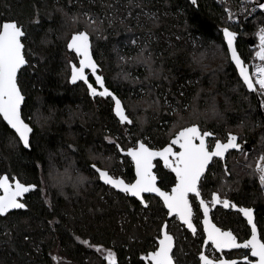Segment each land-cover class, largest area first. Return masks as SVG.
<instances>
[{
    "label": "trees",
    "instance_id": "1",
    "mask_svg": "<svg viewBox=\"0 0 264 264\" xmlns=\"http://www.w3.org/2000/svg\"><path fill=\"white\" fill-rule=\"evenodd\" d=\"M235 2L196 0V4H193L191 0H0V17L16 19L23 25L27 31L25 45L28 54L32 48L39 56L35 61L31 57V67H26L19 74L26 95L24 111L31 118L34 129L30 138L31 148H24L17 137L14 139V131L10 127L5 128L6 122L0 119V173L10 172L23 182L37 185L32 196L33 202L26 213L28 215L20 219L24 220L19 222L21 226L14 227L11 219L7 225L0 221V264H52L50 254L55 251L67 258L66 264H105L104 258L94 259L93 255L97 251L76 240L77 235L81 240L87 239L92 244L114 249L118 264H146L141 255L147 250L150 238L166 213L161 201L158 197L150 196L147 199L149 207L145 208L137 199L126 194L116 190L111 193L91 167L92 163L102 167L97 155L104 147L109 148V142L104 141L103 134H116L117 143L124 147L129 138L122 128L134 122L120 123L112 110L110 98L101 97L107 103L96 107L94 101L98 96L92 97L83 82L71 84L69 81V58L76 59V55L67 48V38L64 36H69L73 30L86 28L91 34L93 54L101 71L103 57L111 55L113 44L127 40L125 35L117 38L118 23L113 27L108 19L104 22L106 36L99 41L87 27L81 24L69 26L74 15L83 17L84 12H100L104 15L103 7L110 3H116L117 9L125 13L131 9L132 16L137 12L142 14L144 10L158 13V24L148 18H144L147 19L145 23H137L131 18L126 28L134 31L129 37L141 34L146 29L147 33L151 31L152 36L147 35L146 40L156 50L155 62L163 65L168 75L167 84L176 93L172 97L178 102L183 101L191 108L196 97L206 107L215 103L229 109L234 107L232 109L236 111L237 118L233 120L238 119L237 113L240 112L253 114L252 128L240 137L248 141L252 139L254 149L247 157L243 154L234 155V173L239 175L240 171L244 172L243 197L257 207L264 222V196L256 176L252 174L257 155L264 150V121L254 93L249 92L239 78L223 40L224 27L239 32L237 48L244 61L250 63L254 50L249 47L247 39L264 24V11L260 10L253 18H241L239 23L232 24L227 21L225 8ZM104 9L109 12V8ZM167 38L168 42H163ZM220 54L225 57H220ZM104 77L106 85L124 104L127 98L132 97L131 87L110 83ZM90 81L94 82V78H90ZM155 83L157 88L159 82ZM132 92L135 95V91ZM80 106L86 113L83 118L77 112ZM127 113L132 118L129 111ZM34 115L42 121L40 124ZM163 116L167 119L170 115ZM215 122L210 125L215 126ZM164 125L167 126L156 120L143 133L147 131L155 136V131H162ZM167 140L147 142L156 147L162 146ZM104 156L107 157V154ZM120 156L121 153H117L114 165L121 170L123 164L119 162ZM127 163L123 175L131 180L135 175L134 167L131 161ZM66 169L69 175L59 177ZM156 169L164 177L165 183L169 178L171 182L173 174L164 169L161 163ZM89 171L96 176L93 175V178L91 175L92 180L80 182V172ZM212 173L210 171L208 176V184L211 185L216 179ZM65 178H69L68 196H64L59 184L55 187L56 181ZM75 181H79L78 185ZM46 196H53L52 210L47 205ZM55 218L56 222L49 224ZM5 226L11 230V239L5 235ZM23 235H28L30 240L24 241Z\"/></svg>",
    "mask_w": 264,
    "mask_h": 264
},
{
    "label": "snow or ice",
    "instance_id": "2",
    "mask_svg": "<svg viewBox=\"0 0 264 264\" xmlns=\"http://www.w3.org/2000/svg\"><path fill=\"white\" fill-rule=\"evenodd\" d=\"M191 2L196 4V0H191ZM107 7L112 8L113 5L109 4ZM257 7L264 9V3H259ZM82 15L89 26H96L94 30L97 32L101 30L100 25L103 21L99 19L98 14L84 12ZM143 15L154 24L160 22L157 12L144 11ZM232 18L229 12V19ZM77 19V16H73V20ZM137 20H139V14ZM108 23L111 24L112 21L109 19ZM151 34L149 30V35ZM90 35L88 30H77L71 34L67 42V48L79 57L78 65L69 61L70 80L73 84L77 81L83 82L92 97L110 98L114 104L112 110L120 123L133 124V120L126 114V106L121 98L111 92L105 86L104 77L97 74L99 65L93 58ZM255 35L259 41L255 56L262 63L254 67L256 73L254 80L249 67L237 50L238 33L228 27L223 28V40L226 41L230 59L234 62L235 70H238L243 84L249 90H258L264 94V26L259 27ZM26 39L27 31L18 20L0 17V119L6 122L5 128L10 126V129L14 130V139L18 137V142L27 149L31 147L30 134L34 129L31 126V118L24 111L26 97L19 78V74L26 67H31L30 56L25 45ZM148 48L149 43L145 41V48L141 49L139 54L143 59L138 62L144 63L149 72H152L154 63L152 53L149 51L148 55L144 56ZM89 72L95 77L94 82L89 81ZM158 102V99L152 101L154 104ZM261 103L264 104V101ZM173 112L177 116V123L183 120L178 109H173ZM238 135V133L228 132L226 139L221 140L213 131L203 130L200 123L189 122L186 125L181 124L176 131L171 132L169 139L161 147L150 146L149 142L143 138L134 139L132 146L127 148L121 147L118 143L115 144L119 152L130 157L131 162L134 163L135 175L131 180L126 179L124 175L111 174L109 170L101 169L96 164H92L91 167L98 173V178L104 184L129 197L137 198L145 208L149 207L145 195L155 194L161 201L162 208L166 210L167 217L182 222V226H186L194 236L198 231L202 232L203 247L205 249L211 247L213 253H218V255L201 250L198 253V264H238L237 259L228 258L230 253H226L225 250L240 249L246 250L252 257L250 259L249 254L244 255L242 259L245 264H264V231L258 229L254 209L233 202L219 190L210 192V200H206L203 195V189L209 182V172L217 159L226 160L229 150H239L247 157L248 153L238 142ZM160 161L164 169L174 174L170 185H165L164 177L158 175V170H154ZM248 166L252 167V165ZM224 172L228 173L226 163ZM252 174L257 176L261 186H264V153L257 157ZM212 175L214 176L215 173ZM36 188V184L22 182L10 172L0 174V217L6 219L13 210L29 209L25 197ZM218 205H222L224 209H234L237 215L246 218V225L250 226L247 239L241 240L232 229H225L213 222L210 212ZM52 223L54 221H49V224ZM201 223L202 229L199 227ZM5 227V235L11 239V230ZM23 239L29 241L30 237L23 235ZM75 239L101 253L106 264H118L117 254L111 248H105L102 244H92L87 239L81 240L78 235ZM174 246L175 236L170 231L169 221L163 219L158 226L153 250L148 251L143 259L148 261V264H178L175 259ZM53 259L58 260L59 257H53Z\"/></svg>",
    "mask_w": 264,
    "mask_h": 264
},
{
    "label": "rangeland",
    "instance_id": "3",
    "mask_svg": "<svg viewBox=\"0 0 264 264\" xmlns=\"http://www.w3.org/2000/svg\"><path fill=\"white\" fill-rule=\"evenodd\" d=\"M110 4L113 5V7L109 8L108 15H105V13H107V9H104V8H108L107 5L103 7L104 15H101L100 12L97 13L99 19L103 21V23L100 25L101 30L99 32L94 30L96 28L95 25L89 26L87 24V20L84 16L81 17L79 15H74L77 16L78 19L73 20L72 17L70 19L71 24L69 26L81 24L87 27L91 32H93V34H95L96 40L99 41L105 38L106 36L104 30V22L106 19L108 20L110 19L113 23L112 24L113 27H115V23H118V25L116 26L117 38H120L121 35H125V38L127 39L125 40L124 43L113 44V46L111 47L112 48L111 55L109 56L105 55V57H103L104 64L102 67V71L100 69V72H102L107 77L110 83L120 86L131 87L130 91L132 97L129 99L127 98L125 104L127 111H129L130 115L133 118L134 124L130 126H124L122 128L125 136L129 138L127 140V143L124 144V148L132 146L133 140L134 138H136V136L138 138H143L151 143L162 142L163 140L169 139L171 132L176 131L181 124L186 125L189 122L200 123L203 130H212L213 132L216 133L217 138L220 139L226 138L228 132L238 133L240 134L239 136H243L247 129L252 128L251 126V122H252L251 119L253 118L252 113L244 114L239 111L240 114L237 113L238 119L233 120L236 117V111L232 109L234 107H231L229 109V107L222 106L218 103L211 104V106L206 107L199 102V99H196V97H194V103H192L190 108L188 104L187 107H185V103L183 101L178 102L177 99L173 98L172 95L176 93L172 88H170L171 85L167 84L169 83L168 82L169 80L167 79L168 75H166L163 65L161 63L159 64L155 62V57L157 52L154 48H152L153 46L152 44H150V42H148L149 48L147 51L144 52V56L146 57L149 51L152 53V59L154 61V63L152 64V72H149L148 68L144 63L138 62L139 60L143 59V57H140L139 54L141 52V49L145 48V41H147L146 37L147 35H149V33H147V29L143 31V33L141 34L136 33V35H132L131 37L128 36L131 32L134 33V31H130L126 28V24L129 22V19L134 18L137 21V23L140 22L145 23L147 19L144 18L147 17H145L143 13L141 14L139 12H137L135 15L132 16L133 11L131 9L128 10L127 13H125L124 11H119L117 9L118 7L116 6V3H110ZM234 5L235 3H233L232 6ZM232 6H228V7H232ZM129 12H131V15H129ZM138 14H139V20H137ZM140 15L141 16L143 15V17H140ZM226 17H227V21L230 22L228 13L226 14ZM66 27H67V23L65 24V28ZM84 30L87 29L84 28ZM75 31L77 30H73L69 36L68 35L64 36V38H67V42L71 37V34ZM150 36H152V34ZM108 38L109 37L107 35L106 40H108ZM168 39L169 38L163 40V42L164 41L168 42ZM159 40H161V38ZM133 41H136V43H133ZM101 53L104 54L102 50ZM29 56L30 58L34 57L33 61L39 58V56L35 53L34 50H32V48L29 49ZM220 57L223 58L225 56L223 54H220ZM69 59H71V61H75L78 60V57L76 56V59L73 58H69ZM253 60H254V52L250 62ZM69 70L71 72L70 64H69ZM163 80L166 83L163 82ZM155 82H159L157 88L155 87L156 84ZM132 90L135 91V95H133L134 92H132ZM157 95H162V97H159ZM157 99L159 101L158 103L155 104L152 103V101ZM105 103H107V101L105 99L103 100L101 97L97 98L94 101L96 107H100V105H104ZM80 105L82 104L80 103ZM207 105H210V103H208ZM223 107L225 108L223 109ZM173 109L179 110V115L183 117V120L177 123V116L173 112ZM77 112L81 118L85 117L86 115L84 109H82L81 106L77 109ZM165 114H168L170 116L166 119V116H163ZM34 117L36 120L38 119L37 115H34ZM89 118L92 119V116L89 115ZM73 120L75 119H72V121ZM156 120L158 123L167 124V126L164 125L162 131L160 132L155 131L154 133L155 136H152L151 132L147 133L146 131V133H143L145 132V130H147L148 126H150V124ZM214 120H216V122ZM37 122L38 124H40L42 121L38 119ZM211 122H215V126L210 125L212 124ZM103 136H104V141L109 142L107 143L109 144L108 145L109 148H107V146L104 147L97 155V159L102 161V164L100 165L104 168L110 169L112 171L111 173L114 175H123V173L126 171L125 165L128 164L127 162L131 161V158L128 157L127 160L125 155H122L121 153V156L119 157V162L123 164V167L121 170L116 168L114 165V161L117 156V153H120L117 150V148L114 146L115 144H117V140H118L117 135L111 132H106L103 134ZM11 140L14 142L12 138ZM261 153H264V150L259 152L257 157ZM105 154H107V157L104 156ZM220 164H221V159H218L213 164V166H217L218 168L213 166L211 168V173L213 171V173H215L214 177H216V179H214L212 183V188L214 190L222 191L225 188V186H227V184L224 179L225 177V175H223L224 172H221L222 167L219 169ZM254 166L252 167V170L254 169ZM55 168L57 167H54V169ZM55 171H57V169ZM0 174H2V172ZM59 175H60L59 177L61 178L67 177L69 175V172L66 169L62 171ZM91 175L93 177L94 174H92L90 171L89 173L80 172V175H78V179L80 180V182H82L83 180L87 182L90 179L92 180ZM95 176L96 175H94V177ZM256 178L259 182L257 176ZM67 179L69 180V178H65L62 181H56V186H55L57 188L58 184L60 185L61 189H63L64 196H68V191H69L68 190L69 181H67ZM74 183L78 185L77 183H79V181H75ZM79 185H82V183H80ZM107 187L110 188L109 191L111 193H113V190H115L109 185H107ZM47 189L48 188L42 191L43 194L46 193ZM262 193H263V189H262ZM49 197L50 196L45 197V200L48 204L50 203ZM52 221L56 222V218L52 219ZM105 248H111V247H105ZM112 250L114 251V249ZM93 257H95L94 259L96 260H101V258L102 259L104 258V256L99 252L95 253V256L93 255Z\"/></svg>",
    "mask_w": 264,
    "mask_h": 264
},
{
    "label": "flooded vegetation",
    "instance_id": "4",
    "mask_svg": "<svg viewBox=\"0 0 264 264\" xmlns=\"http://www.w3.org/2000/svg\"><path fill=\"white\" fill-rule=\"evenodd\" d=\"M100 72V69H99ZM101 73V72H100ZM90 78L92 75H90ZM227 137V136H226ZM226 138L222 139L225 140ZM248 141L245 138L239 137L238 142L242 144V147H244L245 151L249 154L253 152V145L251 141V145H245V142ZM151 146V145H150ZM163 146V145H162ZM155 147V146H153ZM161 147V146H156ZM235 154H242L239 150H230L229 153L226 156V160H221V164L219 165L222 167V171L224 172V165L227 164L228 173H225L224 179L227 184L225 188L221 191L222 194L227 195V197L232 200L235 203H238L242 206L246 207H252L254 209L255 218L257 221L258 229L261 231H264V222L259 216V211L255 205H252L251 203L247 202L243 197V183L245 182V176L244 172L240 171L241 174L237 175L234 173V155ZM159 163L162 164V161ZM133 164V162H132ZM158 166V164H157ZM157 170V169H154ZM4 173V172H3ZM2 173V174H3ZM14 175V174H13ZM159 175V173H158ZM16 176V175H15ZM174 176V174H173ZM17 177V176H16ZM18 178V177H17ZM23 182V181H22ZM25 183H33V182H25ZM165 185H170V178L167 179ZM261 185V184H260ZM263 189V187L261 186ZM167 190V189H166ZM36 190H32L31 193L26 194V201L29 205L31 202H33L32 199H34L32 196H34ZM216 191L212 188L211 183L207 184L206 187L203 189V195L206 200H210V192ZM43 193V192H42ZM264 194V192H263ZM150 196H155L154 194H146L145 199L147 200ZM156 197V196H155ZM45 198V197H44ZM50 203L47 205L52 210L53 207V196H50ZM137 199V198H135ZM138 200V199H137ZM28 209L25 210H13L12 214L8 216L6 219L4 217H0V221H4V225H7L10 222V219L13 220L15 225L21 226L19 222H22L28 214H26ZM210 215L213 219V221L218 225L222 226L225 229H232L237 236L243 240L247 239L250 234V226L246 225V218H243L242 215H237L236 211L234 209H224L222 205H218L216 208L212 209L210 212ZM57 217V215H55ZM163 219H167L169 221V228L170 231L175 236V246H174V253H175V259L178 261V264H198V253L201 250H205L207 253H212L213 255H218V253H213L211 247L204 248L202 245V232L198 231L197 235H192L190 230H187L186 226H182V222H179L178 220H174L171 217H167L165 213V217ZM202 221V215L200 217ZM199 227L202 229V223L199 225ZM157 230L154 232L152 238H150L149 245L146 251H144L141 255L142 260L148 264V261L144 260V255L148 252L153 250V245L155 243V238L157 236ZM226 253H230L228 258L231 259H237L238 264H245L242 257L246 254H249L246 252V250L240 249V250H225ZM50 261L54 262V264H66L67 258L59 254L58 251H55L53 254H50ZM53 257H59L58 260L53 259ZM249 258L252 259V257L249 254ZM106 264V263H105Z\"/></svg>",
    "mask_w": 264,
    "mask_h": 264
},
{
    "label": "built area",
    "instance_id": "5",
    "mask_svg": "<svg viewBox=\"0 0 264 264\" xmlns=\"http://www.w3.org/2000/svg\"><path fill=\"white\" fill-rule=\"evenodd\" d=\"M219 1L224 2L225 0H219ZM259 1L260 0H236L234 6L226 7V10H225L226 14L228 13V16H229V12H231L233 16V18L230 19V22L233 24H237L240 22L241 18H245V19L253 18L261 10L260 8L257 7V5L259 4ZM261 26H264V24L260 25L259 27ZM254 36L256 37L255 48H254V60L250 62V65L252 69V75L255 80L256 73L254 71V67L255 65L260 64L262 62L259 60L258 57L255 56V52L258 50L259 41H258V37L256 35ZM261 96L264 100V94H261ZM262 187H263V192H264V186Z\"/></svg>",
    "mask_w": 264,
    "mask_h": 264
},
{
    "label": "water",
    "instance_id": "6",
    "mask_svg": "<svg viewBox=\"0 0 264 264\" xmlns=\"http://www.w3.org/2000/svg\"><path fill=\"white\" fill-rule=\"evenodd\" d=\"M259 3H264V0H260L259 1ZM261 10H263L264 11V9H261ZM229 28V27H228ZM230 30H232V31H235V30H233V29H231V28H229ZM84 30V29H83ZM237 32V31H236ZM238 33V37L240 36V33L239 32H237ZM71 38V37H70ZM70 38H69V40H70ZM90 39H91V36H90ZM68 40V41H69ZM92 41V40H91ZM255 41H256V37L254 36V35H252V36H250V37H248V39H247V42H248V44H249V47L252 49V50H254V48H255ZM226 42V41H225ZM236 46H237V42H236ZM237 50H238V48H237ZM238 52H239V50H238ZM239 54H240V52H239ZM229 55H230V53H229ZM241 55V54H240ZM93 58L95 59V57H94V54H93ZM241 58H242V56H241ZM243 59V58H242ZM96 60V59H95ZM244 60V59H243ZM78 61H79V57H78V60H77V62H74V61H71L72 63H77V65H78ZM97 62V61H96ZM233 62V61H232ZM245 62V61H244ZM233 64H234V62H233ZM245 64L249 67V69H250V74L252 75V69H251V65H250V63H246L245 62ZM99 65V64H98ZM235 65V64H234ZM99 69H100V66H99ZM99 69H98V73L97 74H99V75H102L103 77H104V75L103 74H101L100 72H99ZM237 73H238V70H237ZM90 75H91V73L89 72V77H90ZM70 76H71V72H70ZM70 76H69V81H70V83L71 84H73L72 82H71V80H70ZM93 76V75H92ZM253 76V75H252ZM94 77V76H93ZM240 78V77H239ZM104 79H105V77H104ZM241 80H242V78H240ZM254 79V78H253ZM94 80H95V77H94ZM89 81H90V79H89ZM78 82H80V81H77L76 83H78ZM91 82V81H90ZM75 83V84H76ZM105 86L106 87H108L107 85H106V83H105ZM246 86V85H245ZM109 88V87H108ZM246 88H247V86H246ZM109 90L111 91V92H113V93H115L111 88H109ZM247 90L249 91V92H253L254 93V95H255V97H256V100H257V104H258V109H259V112H260V114H261V116H262V119H263V121H264V104H262L261 102L262 101H264L263 100V98H262V96H261V94H260V92L258 91V90H249L248 88H247ZM90 94V93H89ZM116 94V93H115ZM117 95V94H116ZM118 96V95H117ZM25 97H26V95H25ZM119 97V96H118ZM122 100V99H121ZM113 108H114V104H113ZM114 112V111H113ZM115 114V113H114ZM126 114H128L127 113V110H126ZM116 116V115H115ZM117 117V116H116ZM130 117V116H129ZM117 119L119 120V118L117 117ZM130 119H132L131 117H130ZM10 127V126H9ZM14 131V130H13ZM208 131H211V130H208ZM234 133V132H233ZM239 135H238V139H239ZM30 138H31V134H30ZM222 140V139H221ZM251 141H252V139L250 140V141H246L245 142V145H251ZM31 148V147H30ZM30 148H27V149H30ZM230 151V150H229ZM123 155H125L124 153H122ZM228 154V153H227ZM227 154H226V156H227ZM154 163H155V161H154ZM92 164H94V163H92ZM91 164V165H92ZM97 165V164H96ZM97 167H99V168H101V169H106V168H102V167H100V166H98L97 165ZM133 167H134V163H133ZM108 170V169H107ZM110 172V171H109ZM134 173H135V167H134ZM98 174V173H97ZM101 181V180H100ZM102 183H104L103 181H101ZM31 184H35V183H31ZM106 185V184H105ZM111 187V186H110ZM35 190V189H34ZM116 190V189H115ZM116 191H118V192H120L119 190H116ZM122 193V192H121ZM124 194V193H123ZM155 195V194H154ZM211 216V215H210ZM214 222V221H213ZM215 223V222H214Z\"/></svg>",
    "mask_w": 264,
    "mask_h": 264
}]
</instances>
